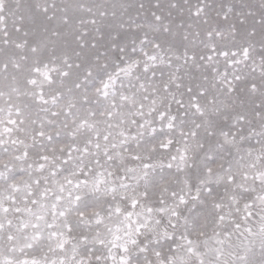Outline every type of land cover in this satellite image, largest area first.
Returning a JSON list of instances; mask_svg holds the SVG:
<instances>
[{
	"label": "snow or ice",
	"instance_id": "6c2138e0",
	"mask_svg": "<svg viewBox=\"0 0 264 264\" xmlns=\"http://www.w3.org/2000/svg\"><path fill=\"white\" fill-rule=\"evenodd\" d=\"M0 264H264V0H0Z\"/></svg>",
	"mask_w": 264,
	"mask_h": 264
}]
</instances>
